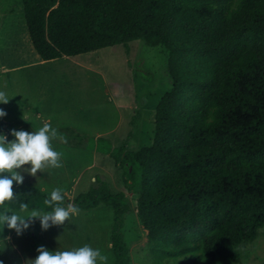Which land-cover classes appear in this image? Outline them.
Masks as SVG:
<instances>
[{
  "label": "trees",
  "instance_id": "1",
  "mask_svg": "<svg viewBox=\"0 0 264 264\" xmlns=\"http://www.w3.org/2000/svg\"><path fill=\"white\" fill-rule=\"evenodd\" d=\"M22 8L44 62L137 40L168 51L172 87L156 108L152 145L135 152L100 137L97 149L138 197L154 264L241 263L264 228V0H22ZM13 189L30 209L51 211L44 191ZM73 204L113 210L115 264H128L127 194L104 183Z\"/></svg>",
  "mask_w": 264,
  "mask_h": 264
},
{
  "label": "rangeland",
  "instance_id": "2",
  "mask_svg": "<svg viewBox=\"0 0 264 264\" xmlns=\"http://www.w3.org/2000/svg\"><path fill=\"white\" fill-rule=\"evenodd\" d=\"M36 55L22 0H0V91L9 98L6 105H0L7 113L0 119V132H31L48 122L58 133L52 147L62 154L58 169L45 166L36 176L18 170L24 176L22 184L46 195L53 188H71L65 195V202L71 203L79 194L104 183L114 194L126 193L133 208L123 216L122 227L128 264H154L148 232L137 216L138 197L127 193L123 172L114 160L99 151L94 153L92 147L99 132H111L115 146L126 150L136 152L152 145L156 108L172 87L168 51L137 40L75 58L43 62L34 59ZM82 141L90 148H80ZM114 225L113 210L101 205L80 210L70 222L46 231L35 219L19 236L5 228L3 235L8 240L0 250V264H27L40 246L67 251L86 244L115 264ZM241 252L239 264H264V228Z\"/></svg>",
  "mask_w": 264,
  "mask_h": 264
},
{
  "label": "clouds",
  "instance_id": "3",
  "mask_svg": "<svg viewBox=\"0 0 264 264\" xmlns=\"http://www.w3.org/2000/svg\"><path fill=\"white\" fill-rule=\"evenodd\" d=\"M9 98L0 91V105H6ZM7 113L0 108V119ZM58 133L48 122L35 131L12 129L6 135L0 132V250L6 247L8 237L3 235L4 229L14 231L18 236L27 231L34 219L39 221L40 229L46 231L52 226L64 225L79 214L80 209L71 202H65L64 190L53 188L43 204L51 211L29 208V204L16 200L13 185L19 187L24 180L23 170L28 175L43 173L45 166L51 169L61 167L62 154L52 147V141ZM9 136L12 137L9 140ZM28 165L27 168L23 166ZM16 201L17 208L9 205ZM37 255L27 264H110L109 257L99 249L83 245L67 251L49 250L44 246L36 249Z\"/></svg>",
  "mask_w": 264,
  "mask_h": 264
},
{
  "label": "crops",
  "instance_id": "4",
  "mask_svg": "<svg viewBox=\"0 0 264 264\" xmlns=\"http://www.w3.org/2000/svg\"><path fill=\"white\" fill-rule=\"evenodd\" d=\"M29 35V34H28ZM34 49V48H33ZM36 52V51H35ZM37 53V52H36ZM34 59L35 58H39L40 60H41V58H40V56L37 54L35 57H33ZM63 58H65V57H63ZM69 58H71V57H69ZM73 58H75V57H73ZM58 60V59H57ZM42 61V60H41ZM35 62V61H34ZM44 62V61H43ZM23 67V66H22ZM107 93H110V90L108 89L107 90ZM111 135V132L110 133H97L96 135H95V142H94V146L92 147V149H94L93 150V152L94 153H96L97 151H98V149H97V147H98V143H97V140H98V138H100V137H104V138H107L108 137V139L110 138V141H111V144H112V146H113V148L114 147H116L115 146V141L113 142V139H112V137L110 136ZM90 144H88V142L87 141H82L81 143H80V148H84V149H89L90 147ZM43 190H45V188H43ZM71 188H70V190H65L64 191V195H68V193H69V191L71 192ZM38 236H41L40 234H37Z\"/></svg>",
  "mask_w": 264,
  "mask_h": 264
}]
</instances>
